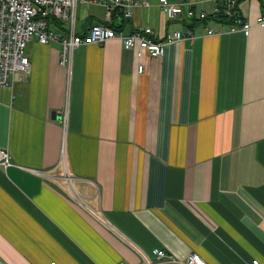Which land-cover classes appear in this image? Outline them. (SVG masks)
<instances>
[{"label": "crops", "instance_id": "crops-1", "mask_svg": "<svg viewBox=\"0 0 264 264\" xmlns=\"http://www.w3.org/2000/svg\"><path fill=\"white\" fill-rule=\"evenodd\" d=\"M138 1L131 17L78 3L75 31L108 23L194 37L142 57L119 38L82 44L70 66L61 43L33 37L31 70L0 87V149L12 162L0 165V264H143L123 237L175 257L157 264L193 252L206 264H264V2L239 0L254 23L247 35ZM63 142L77 193L63 177Z\"/></svg>", "mask_w": 264, "mask_h": 264}, {"label": "built area", "instance_id": "built-area-1", "mask_svg": "<svg viewBox=\"0 0 264 264\" xmlns=\"http://www.w3.org/2000/svg\"><path fill=\"white\" fill-rule=\"evenodd\" d=\"M97 2L106 9L109 17L117 9H121L125 17H131L133 7L139 4L138 0H1L0 4V87H12L17 73L30 71L31 63L26 53L27 43L37 37L42 43L60 42L62 51L60 61L62 64L71 65L74 51L82 44L103 43L112 38H119L123 45L135 49L137 56H157L165 51L167 43L179 41L186 37H194L192 31L184 33L175 30L159 39L154 29L150 26L139 27L126 34L108 23H95L85 34L75 31L76 8L78 3ZM149 4V0H145ZM215 6L211 13L197 10L192 2H175L159 0V6L165 11L168 19H182L194 23L202 19H224L229 22V32L241 31L247 35L251 33L254 23L245 19L239 12L238 0H214ZM51 19H60L68 25L65 35L51 27ZM264 26V13L255 21ZM209 33L214 29L208 28ZM139 72L145 70L144 63L139 64ZM67 121L68 113L61 119ZM61 163L63 177L70 189L77 193L75 177L68 164L66 142L61 149ZM11 152L9 149H0V165H11ZM111 223L110 221L108 222ZM120 234V232H117ZM124 240L135 249L144 264H157L161 259H175L172 253L164 248H155L152 253L146 252L129 237ZM7 264V263H5ZM52 264H58L53 262ZM186 264H206L203 257L193 252L186 260ZM251 264H263L259 259H253Z\"/></svg>", "mask_w": 264, "mask_h": 264}, {"label": "trees", "instance_id": "trees-1", "mask_svg": "<svg viewBox=\"0 0 264 264\" xmlns=\"http://www.w3.org/2000/svg\"><path fill=\"white\" fill-rule=\"evenodd\" d=\"M211 18H207V19H202V20H197L195 21L194 23H198V22H204V21H207V20H210ZM222 21H225L224 19H222ZM114 26V25H113ZM120 29V28H119Z\"/></svg>", "mask_w": 264, "mask_h": 264}, {"label": "bare ground", "instance_id": "bare-ground-1", "mask_svg": "<svg viewBox=\"0 0 264 264\" xmlns=\"http://www.w3.org/2000/svg\"><path fill=\"white\" fill-rule=\"evenodd\" d=\"M53 28V27H52ZM54 29V28H53ZM56 30V29H55ZM39 40V39H38ZM52 43V42H51ZM60 43V42H59ZM28 44V43H27ZM62 51V50H61ZM26 53H27V48H26ZM60 54H61V52H60ZM28 55V54H27ZM73 56H74V54H73ZM28 58H29V56H28ZM72 61H73V59H72ZM31 63V62H30ZM72 64V63H71ZM65 65V64H64ZM68 66H70V65H68ZM30 70H31V68H30Z\"/></svg>", "mask_w": 264, "mask_h": 264}, {"label": "water", "instance_id": "water-1", "mask_svg": "<svg viewBox=\"0 0 264 264\" xmlns=\"http://www.w3.org/2000/svg\"><path fill=\"white\" fill-rule=\"evenodd\" d=\"M61 115H62L61 113H60V114H58L59 118H61V117H62Z\"/></svg>", "mask_w": 264, "mask_h": 264}, {"label": "rangeland", "instance_id": "rangeland-1", "mask_svg": "<svg viewBox=\"0 0 264 264\" xmlns=\"http://www.w3.org/2000/svg\"><path fill=\"white\" fill-rule=\"evenodd\" d=\"M261 1L264 2V0H261ZM238 2H239V0H238ZM262 14H263V13H262ZM262 14H261V15H262ZM259 17H260V16H259ZM260 26H261V25H260Z\"/></svg>", "mask_w": 264, "mask_h": 264}]
</instances>
